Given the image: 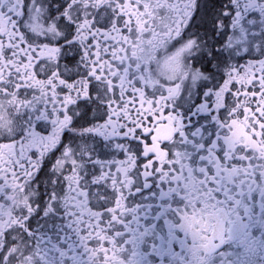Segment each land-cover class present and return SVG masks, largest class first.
<instances>
[{
  "label": "snow or ice",
  "instance_id": "snow-or-ice-1",
  "mask_svg": "<svg viewBox=\"0 0 264 264\" xmlns=\"http://www.w3.org/2000/svg\"><path fill=\"white\" fill-rule=\"evenodd\" d=\"M125 3L0 0V264H264V154L226 140L264 123V0ZM182 44L207 78L149 82Z\"/></svg>",
  "mask_w": 264,
  "mask_h": 264
},
{
  "label": "flooded vegetation",
  "instance_id": "flooded-vegetation-1",
  "mask_svg": "<svg viewBox=\"0 0 264 264\" xmlns=\"http://www.w3.org/2000/svg\"><path fill=\"white\" fill-rule=\"evenodd\" d=\"M85 2L87 3L88 0H85ZM193 6H195V0H193ZM121 7L131 15L137 16V18L139 19V15L136 11H134L135 5L131 4V0H126V3L124 5H121ZM49 34L54 36L57 35L54 31H50ZM159 47L161 49L169 48V44L164 35L159 36ZM44 51L47 54L50 49L46 47ZM188 54L189 48L187 44H182L174 50L166 51L163 55L154 54L152 58V64L154 65V67H151L146 73L148 81L155 84L157 82H161L164 79L170 78H179L181 80H184L189 75H191L198 83L207 78V74H204L202 70H197L187 62ZM0 63H5L2 56H0ZM166 67H170L171 71H167ZM30 77L33 79V83L36 86H44V82L35 81L34 74H30ZM240 79L243 81L245 79H250V77H247V74H245V76L240 77ZM220 96L222 103L223 92H221ZM237 110L238 109H233V111ZM253 115L254 114L251 112V110H248L247 115L243 118L237 116L235 119H233L230 122L229 127L231 131L226 137V140L229 146L232 148H236L239 145H247L250 147H254L258 153L264 154V123H262L261 128L259 129L253 127L250 121V117ZM0 118H2V123H0V132H7L9 129L15 130L16 125L7 112L0 114ZM257 122H259L258 118ZM170 134V125H161L160 129H158V135L160 136L167 137ZM156 147L158 148V145ZM5 148L6 146H0V156H3ZM23 196V193H17L18 200H21ZM192 219L196 223H203V225L206 227L213 226V222L211 221V219H203L200 216H193Z\"/></svg>",
  "mask_w": 264,
  "mask_h": 264
}]
</instances>
